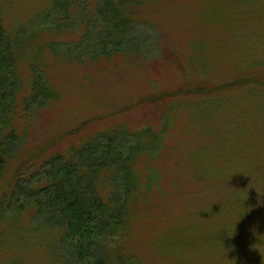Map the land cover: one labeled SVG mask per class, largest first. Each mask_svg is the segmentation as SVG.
Masks as SVG:
<instances>
[{
	"label": "rangeland",
	"instance_id": "374dc122",
	"mask_svg": "<svg viewBox=\"0 0 264 264\" xmlns=\"http://www.w3.org/2000/svg\"><path fill=\"white\" fill-rule=\"evenodd\" d=\"M51 5L0 0L23 46L19 72L39 62L58 94L10 159L0 202L16 169L46 147L43 158L66 150L74 131L148 127L163 146L137 160L125 248L144 264H264V0H149L132 8L150 25L139 31L150 54L109 58L78 45L79 15L46 20ZM18 207L0 216V264H63L56 234Z\"/></svg>",
	"mask_w": 264,
	"mask_h": 264
},
{
	"label": "trees",
	"instance_id": "16d2710c",
	"mask_svg": "<svg viewBox=\"0 0 264 264\" xmlns=\"http://www.w3.org/2000/svg\"><path fill=\"white\" fill-rule=\"evenodd\" d=\"M146 2L149 0H52L45 18L50 20L59 13L57 22L64 24L72 15H79L78 23L74 22L78 45L86 43L93 53L102 52V57L127 56L135 48L139 49L130 57L142 53L146 57L154 42L148 47V37L141 38L139 31L148 23L135 13ZM20 42L19 36L10 38L0 17V180L33 121L41 115L40 109L58 98L43 68L35 70L39 62L29 64L30 77L19 72ZM19 125L23 126L20 130ZM77 133H72L77 139L66 150L43 158L51 148L46 147L34 157L39 161H27L16 169L17 177L3 195L6 200L1 199L0 216L11 205L31 209L30 225L40 224L56 234L53 250L63 264H144L125 248L131 205L143 187L135 166L139 158L160 153L163 137L148 127L131 130L120 126L81 138ZM148 179L154 180V174Z\"/></svg>",
	"mask_w": 264,
	"mask_h": 264
}]
</instances>
